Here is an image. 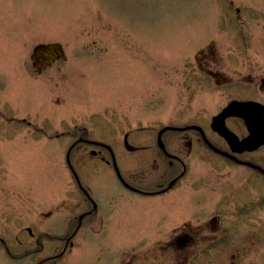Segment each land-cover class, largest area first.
I'll return each mask as SVG.
<instances>
[{
  "label": "rangeland",
  "instance_id": "rangeland-1",
  "mask_svg": "<svg viewBox=\"0 0 264 264\" xmlns=\"http://www.w3.org/2000/svg\"><path fill=\"white\" fill-rule=\"evenodd\" d=\"M53 43L65 59L39 73L35 49ZM205 57L230 77L264 73V0H0V234L44 212L60 217L75 184L66 163L74 136L108 139L131 172H165L117 139L211 120L233 95L198 69ZM87 157L72 156L83 183ZM193 162L203 183L235 168ZM96 167L106 171L98 184L117 183L111 167Z\"/></svg>",
  "mask_w": 264,
  "mask_h": 264
},
{
  "label": "flooded vegetation",
  "instance_id": "flooded-vegetation-1",
  "mask_svg": "<svg viewBox=\"0 0 264 264\" xmlns=\"http://www.w3.org/2000/svg\"><path fill=\"white\" fill-rule=\"evenodd\" d=\"M64 59L47 46L35 49L33 65L41 73ZM214 67L207 57L198 64L233 95L215 115L252 101L262 122L248 124L235 112L220 124L229 139L212 119L151 124L149 137L118 138L129 154L152 161L153 171L165 166L156 177L125 169L108 139L74 136L66 163L75 184L57 208L60 217L44 212L34 226L0 234V264H264V73L230 77ZM78 150L90 156L85 183L73 163ZM205 158L235 168L210 172L211 183H203L192 163ZM97 165L111 167L117 183L98 184L95 173L106 171Z\"/></svg>",
  "mask_w": 264,
  "mask_h": 264
},
{
  "label": "water",
  "instance_id": "water-1",
  "mask_svg": "<svg viewBox=\"0 0 264 264\" xmlns=\"http://www.w3.org/2000/svg\"><path fill=\"white\" fill-rule=\"evenodd\" d=\"M45 46H39V49L42 50L44 49ZM51 49H55L56 52L58 54H61V46L59 44L57 45H51ZM256 103H232L230 104L228 107H226L222 113H220L218 116H216L213 120V127L218 130L221 134H223L224 136L228 137L227 135H229L228 131L225 129L224 126H221L219 124H224V120L225 118H227L230 115H233L235 112H238L240 116L244 117L248 124H257V122H260L261 119L259 121H256L254 118V114H252L254 107L256 106ZM162 144V143H161Z\"/></svg>",
  "mask_w": 264,
  "mask_h": 264
}]
</instances>
